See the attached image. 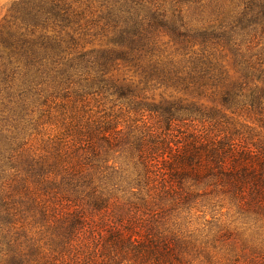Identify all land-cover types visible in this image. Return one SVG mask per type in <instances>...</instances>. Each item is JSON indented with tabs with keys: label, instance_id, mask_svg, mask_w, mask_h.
I'll return each mask as SVG.
<instances>
[{
	"label": "trees",
	"instance_id": "obj_1",
	"mask_svg": "<svg viewBox=\"0 0 264 264\" xmlns=\"http://www.w3.org/2000/svg\"><path fill=\"white\" fill-rule=\"evenodd\" d=\"M201 1L10 4L0 23V264H192L165 215L198 199L264 222V0L206 25L193 22ZM89 24L104 46L86 48ZM158 88L170 93L156 99ZM94 96L121 106L93 109ZM51 108L60 129L35 147L32 129Z\"/></svg>",
	"mask_w": 264,
	"mask_h": 264
},
{
	"label": "rangeland",
	"instance_id": "obj_2",
	"mask_svg": "<svg viewBox=\"0 0 264 264\" xmlns=\"http://www.w3.org/2000/svg\"><path fill=\"white\" fill-rule=\"evenodd\" d=\"M16 0H0V23L3 21L10 4ZM206 7L201 13L193 14V22L198 24H211L215 20L228 21L233 18L243 0H202ZM193 7V6H192ZM89 32L84 35L86 48H97L105 45L104 39L99 35V27L89 24ZM102 44V45H100ZM122 70L114 71L115 75H121ZM156 99L160 92L167 96L170 90L162 88L155 89ZM205 102L204 100H202ZM90 105L93 109H103L105 111L112 105L114 108L121 106L120 102L113 97L94 96L90 98ZM209 105V104H208ZM54 104H52V107ZM45 108V107H44ZM54 108H51L50 114L44 113L38 121L33 131L32 144L37 147L40 145V139L54 135L60 128L57 123ZM35 118L37 114L34 115ZM244 117H232L234 124L244 123ZM253 126L252 124H248ZM196 126H200L197 123ZM222 198V196H218ZM216 198V200L218 199ZM190 209H184L183 212L166 213L168 225L173 231H178L184 236L187 243L188 258L192 264H231L234 262L243 263L250 257L264 258V222H255L251 219H244L236 213L235 207L227 203L222 209L217 208L216 212L211 213L203 208V201L198 199ZM226 233L230 236L226 237Z\"/></svg>",
	"mask_w": 264,
	"mask_h": 264
}]
</instances>
